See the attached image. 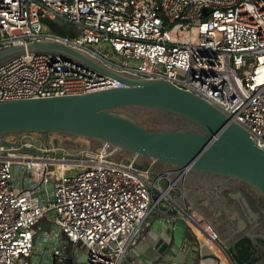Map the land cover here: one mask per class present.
I'll use <instances>...</instances> for the list:
<instances>
[{
    "label": "built area",
    "instance_id": "obj_1",
    "mask_svg": "<svg viewBox=\"0 0 264 264\" xmlns=\"http://www.w3.org/2000/svg\"><path fill=\"white\" fill-rule=\"evenodd\" d=\"M51 23H71L72 34ZM43 38L118 71L168 79L264 148V0H0V47ZM125 86L57 52L29 51L0 64V99ZM17 148L0 147V264H132L127 252L147 237L154 215L188 224L198 264H238L216 225L176 190L183 187L171 170L165 184L162 175L151 178L164 171L156 161L107 144L77 153L59 144Z\"/></svg>",
    "mask_w": 264,
    "mask_h": 264
},
{
    "label": "water",
    "instance_id": "obj_2",
    "mask_svg": "<svg viewBox=\"0 0 264 264\" xmlns=\"http://www.w3.org/2000/svg\"><path fill=\"white\" fill-rule=\"evenodd\" d=\"M34 50L65 54L127 86L0 99V147L17 148L20 140L8 135L22 132L43 133L46 147L51 144V134L80 136L166 164L173 180L183 184V188L176 187L178 192L185 194L187 186L197 184L238 187L259 199L264 208V148L216 106L168 79L115 70L81 49L50 38L0 47V64ZM187 127L194 130H185ZM52 142L59 144L57 137ZM137 167L146 169L150 163ZM158 175L163 184L168 181L167 170L155 171L151 178ZM244 203L248 201L244 199ZM40 228L46 230L47 222H41Z\"/></svg>",
    "mask_w": 264,
    "mask_h": 264
},
{
    "label": "crops",
    "instance_id": "obj_3",
    "mask_svg": "<svg viewBox=\"0 0 264 264\" xmlns=\"http://www.w3.org/2000/svg\"><path fill=\"white\" fill-rule=\"evenodd\" d=\"M188 179H189V177H188ZM181 185H183V184H181ZM203 187L204 186H202V184L187 186L185 188V191H186L185 192V198H186L187 202L189 204H191L196 209V211H198L202 215H206L203 211H201V209H200L201 206L198 204V201H197L201 198L198 194L200 193L199 191L204 190ZM221 188H222V190L223 189L230 190L229 188H225V187H221ZM248 196H250V195H248ZM214 204H216V203L214 202ZM222 211H223V209H222ZM158 218H159V215H154L152 225L148 228V231H147V237L145 239H140L136 243V245L130 249V255H131L130 262L132 264H136L135 258H140V259L145 260V263H143V264H170V263H174V261H172V260L177 258L178 255L184 256V251L190 247L186 243L184 247H177L176 248L177 244L175 246L174 241H171V238L169 236L165 235L166 236L165 237L163 235L164 233H168L169 235L174 237L175 230L177 228V219L173 220L174 223L170 225L167 223L162 224L158 220ZM232 219H233V221H232ZM232 219H228V222L225 225L221 224V223L218 224V223L213 222L216 225V227L218 228V230L220 231V233L222 234V237L224 238V240L231 247V249L234 247V245L237 243L238 240H240L244 236H250L251 233L255 234L254 237L250 236V237L254 238L255 240H258L259 238L263 237L262 234H264V233H259V231L255 232L253 230V228H255V226L257 228H260L256 221L253 220L254 223H253V221H249V223H250L249 224L245 220V219H247V217L243 214H240L238 216L233 215ZM172 225L175 226L174 229L172 228ZM247 225H250L252 227H250L246 231H244L243 228H245ZM195 246H196V242L194 241L191 248H194ZM191 248L189 250V255L193 256L195 258V261L193 264H198V255L196 253H193ZM167 253L171 257V259H172L171 261L166 260V258H164V255Z\"/></svg>",
    "mask_w": 264,
    "mask_h": 264
},
{
    "label": "rangeland",
    "instance_id": "obj_4",
    "mask_svg": "<svg viewBox=\"0 0 264 264\" xmlns=\"http://www.w3.org/2000/svg\"><path fill=\"white\" fill-rule=\"evenodd\" d=\"M62 26L68 27V28H72L73 27V25L71 23L62 24ZM51 28H53V27H51ZM67 32H68V34H70V31H67ZM106 51L113 52V50L110 47ZM8 137L10 139H19L20 140V145L25 143V142H32L38 148L44 145V140H45V135L43 133H39V132L38 133L37 132L36 133L35 132H22V133H16V134H9ZM54 137L58 138L59 146L66 147L67 149L69 148L71 152H75V153L80 152L81 150L91 149L92 147H99V146L102 145V143H100V142H97V141H94V140H90V139H87V138H84V137H80V136H74V135H71V134H66V133H63V134H51L49 136L51 144H53L52 139ZM17 150H18V148L11 149V152H17ZM61 153L63 154L64 152H61ZM121 153H126V152L125 151H121ZM30 174H31L30 172H27V175H30ZM229 189H231V188H229ZM199 192L202 193V194L203 193L205 194L207 191H199ZM227 192L228 191H224V193H223L224 196H223L222 200L220 198H217L214 201L210 202V200H206L203 197L200 198L199 200H197L198 204L201 206V208H200L201 211H203L206 214L205 215L206 218H208L212 222H215V223H218V224L221 223V224L225 225L228 222V219H232V216H230L229 214H225L224 210L228 209V207L222 208V206H221V205H223L224 202L228 203V201L230 199ZM213 193H214L213 189L209 190V194L210 195L213 194ZM249 200H250V202H252V199L250 197H249ZM214 202L216 204H214ZM229 203H230V201H229ZM253 205L255 206V204H253ZM222 209H223V211H222ZM258 214H259V217L262 220L261 222H262L263 225L261 226V228H257L255 226V228H253V230L255 232L259 231V233H264V217H263L264 213L260 212L259 209H258ZM245 220H246V222L249 223V220H247V219H245ZM250 227H252V226L247 225L243 229H244V231H246ZM163 235L164 236L165 235L169 236L171 238V241H174V243H175L174 245L176 246V244H177L176 248L177 247H184L186 243L188 244V246H190L189 248H187L184 251V256L178 255L177 258H175L173 260L171 259V257L169 256L168 253L165 254L164 258H166V260H170V261L172 260L176 264H180V263H183V262H188V264H193L194 263L195 258L193 256L189 255V250H190L191 246L193 245V243L195 241V238H194L193 232L190 230V228H189V226H188V224L186 222H184L181 219L177 220V228L175 230L174 237L169 235L168 233H164ZM37 237L40 238V239L43 237V229L40 228V231H39V234H38ZM130 257H131L130 250H128L126 258H125V261L127 263H131L130 262ZM86 259H87V256L85 254H81L79 256V258H78V262L79 263H83V262L86 261ZM135 261H136V264L145 263V260L140 259V258H135ZM257 264H259V263H257Z\"/></svg>",
    "mask_w": 264,
    "mask_h": 264
},
{
    "label": "flooded vegetation",
    "instance_id": "obj_5",
    "mask_svg": "<svg viewBox=\"0 0 264 264\" xmlns=\"http://www.w3.org/2000/svg\"><path fill=\"white\" fill-rule=\"evenodd\" d=\"M185 130H194V127L191 128V127H187ZM143 159H146L148 160L146 157H144ZM157 169H161V170H167L168 167L166 164L162 163V162H156V165ZM203 187V191H207L205 194L203 193H199L198 195L202 198H205L206 200H210L211 201H214L215 199L217 198H220L221 200L223 199V193L224 191H228V196H229V201L228 203L227 202H224L222 206V208H226L228 207V209L224 210L225 211V214H229L230 216H235V215H240V214H244L245 216H247V219L249 221H256L259 225V227L261 228V226L263 225L262 224V220L261 218L259 217L258 215V209L260 212H263L264 213V208L261 206V203L259 201V199L255 198L254 196H248L249 194L247 192H245L242 188H231L230 190H226V189H223L222 190V186H219V188H215L214 185L212 184V188L210 186H207L205 184H202ZM213 189L214 190V193L213 194H209V190ZM238 192H241V195L240 196H234L235 193H238ZM248 194V195H247ZM248 196V197H247ZM247 197V198H246ZM249 197L252 198V202H250L249 200ZM244 199H246L248 201V204L244 203ZM255 204V206L253 204ZM250 209H252L255 213H256V216H254L252 214V212L250 211ZM257 212H256V211ZM230 211V212H229ZM264 217V216H263ZM233 221V219H232ZM253 221V223H254Z\"/></svg>",
    "mask_w": 264,
    "mask_h": 264
},
{
    "label": "trees",
    "instance_id": "obj_6",
    "mask_svg": "<svg viewBox=\"0 0 264 264\" xmlns=\"http://www.w3.org/2000/svg\"><path fill=\"white\" fill-rule=\"evenodd\" d=\"M52 29L59 34H68L65 27L51 23ZM70 34H72L70 32ZM233 258L238 264H264V238L258 240L250 236H244L232 248Z\"/></svg>",
    "mask_w": 264,
    "mask_h": 264
},
{
    "label": "bare ground",
    "instance_id": "obj_7",
    "mask_svg": "<svg viewBox=\"0 0 264 264\" xmlns=\"http://www.w3.org/2000/svg\"><path fill=\"white\" fill-rule=\"evenodd\" d=\"M182 39H184V38H182Z\"/></svg>",
    "mask_w": 264,
    "mask_h": 264
}]
</instances>
